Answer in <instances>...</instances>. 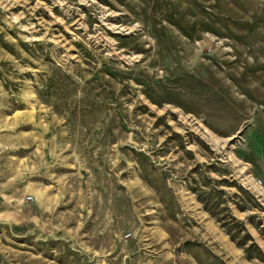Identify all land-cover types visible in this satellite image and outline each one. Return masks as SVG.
Masks as SVG:
<instances>
[{"label":"rangeland","instance_id":"374dc122","mask_svg":"<svg viewBox=\"0 0 264 264\" xmlns=\"http://www.w3.org/2000/svg\"><path fill=\"white\" fill-rule=\"evenodd\" d=\"M249 180L264 0H0V264H264Z\"/></svg>","mask_w":264,"mask_h":264},{"label":"crops","instance_id":"0c3cea01","mask_svg":"<svg viewBox=\"0 0 264 264\" xmlns=\"http://www.w3.org/2000/svg\"><path fill=\"white\" fill-rule=\"evenodd\" d=\"M109 212V214H107V215H105V217H106V219H105V221L103 222V224H104V227H105V231H102V235H99L98 234V237H100V236H104L103 234H105L106 235V237H108V234L107 233H110V228H111V231H113V228H112V222H111V215H110V211H108ZM96 233V232H95ZM113 233V232H112ZM112 233H110V234H112ZM223 239V238H222Z\"/></svg>","mask_w":264,"mask_h":264},{"label":"built area","instance_id":"2783aa9c","mask_svg":"<svg viewBox=\"0 0 264 264\" xmlns=\"http://www.w3.org/2000/svg\"><path fill=\"white\" fill-rule=\"evenodd\" d=\"M260 182L262 183V181ZM243 185L247 188H252L253 192H255L258 196H261L262 194L257 191V188L263 189V192H264L263 184H252L253 186H251V184H243ZM129 235L130 233H128L126 236H129Z\"/></svg>","mask_w":264,"mask_h":264},{"label":"trees","instance_id":"16d2710c","mask_svg":"<svg viewBox=\"0 0 264 264\" xmlns=\"http://www.w3.org/2000/svg\"><path fill=\"white\" fill-rule=\"evenodd\" d=\"M240 243H243V242H240ZM253 248H254V250H253ZM256 249H255V245L254 244H250L248 246V248H246V250H247L246 252H247L248 256L251 257L252 251H255ZM256 251H258V250H256ZM261 257H264V256L262 255Z\"/></svg>","mask_w":264,"mask_h":264},{"label":"bare ground","instance_id":"6f19581e","mask_svg":"<svg viewBox=\"0 0 264 264\" xmlns=\"http://www.w3.org/2000/svg\"><path fill=\"white\" fill-rule=\"evenodd\" d=\"M213 142L215 143V145H218V144H219L218 141L213 140ZM225 144H226V143H225ZM245 182H246V181H245ZM251 182H252L253 184H256V183H254L253 181H250V180L248 181V184L251 183ZM261 184H262V183H261ZM251 186H253V185L251 184ZM257 189H258L257 191H258L259 193H261V194L264 196L263 189H261V188H257Z\"/></svg>","mask_w":264,"mask_h":264}]
</instances>
